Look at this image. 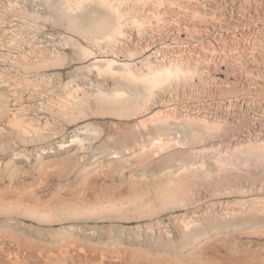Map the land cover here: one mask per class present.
I'll use <instances>...</instances> for the list:
<instances>
[{
    "label": "rangeland",
    "instance_id": "374dc122",
    "mask_svg": "<svg viewBox=\"0 0 264 264\" xmlns=\"http://www.w3.org/2000/svg\"><path fill=\"white\" fill-rule=\"evenodd\" d=\"M3 91L38 133L12 151L0 143V161L17 163L1 174L58 167L79 171L65 182L74 187L108 171L129 202L0 210V234L43 249L77 242L182 264L217 249L264 264V0H0ZM183 185L187 208L167 196Z\"/></svg>",
    "mask_w": 264,
    "mask_h": 264
},
{
    "label": "bare ground",
    "instance_id": "6f19581e",
    "mask_svg": "<svg viewBox=\"0 0 264 264\" xmlns=\"http://www.w3.org/2000/svg\"><path fill=\"white\" fill-rule=\"evenodd\" d=\"M145 82L144 83L149 86L155 83L151 79H145ZM0 97L6 101V104L3 106L2 109H0V143L6 144V146H8L9 148L10 147L9 143L12 142V139H15V141L16 142L18 141L21 145L31 142L32 137L37 135L38 129L33 127V125L24 126L22 124V122L20 121L18 117L17 110L15 109L14 106H12L13 103L11 104V95L8 91L1 92ZM12 101H13V98H12ZM142 116H144V114ZM147 121H148V118L145 117L144 119L139 121V123L140 124L142 123L145 125ZM162 144L163 146L166 145V144L164 145V143ZM163 146L161 145V147L155 148V149L152 148V150L150 151L151 156L159 155V149L163 148ZM8 148L5 150L7 151ZM19 149H23V148L20 147ZM9 150L12 151L11 148H9ZM14 155L17 156V154H14ZM1 160H4V159H1ZM14 164H17L15 160H8V162L6 163L5 161L4 162L0 161V166L4 165L7 170L9 169L8 168L9 166L10 167L14 166ZM78 166H81V165L78 164ZM50 167L51 166L47 168L43 166V168H41L40 170L31 172V173L28 170H25L24 168L16 169L15 167L14 168L16 170L15 169L14 170L11 169L12 171L9 170L11 172L3 170L5 173L4 174L0 173V210L5 211V210L23 209V210H28L30 214H32L31 212H33L35 213V215L36 214L39 215L40 212L42 211L43 213H48L49 211H50L49 213L51 212L54 213L55 210L57 211L59 209H67V208L71 209L73 207L84 209L85 207L84 205H86L89 208H92L93 210L95 206H98L95 204V202H97V204H102L103 201H109L108 203L109 205H117L120 202H123V201L125 202L126 200L127 202H125V204L129 202V198L124 197V195L126 196V194L124 193H123L124 195L121 194V189L126 190V186H125V189H123L121 188V185L125 184L128 187V183L123 182V184H120L122 182L117 181L116 180L117 178L113 176L111 173H109L108 171H96V172H92L88 174H86V171H85L84 177L82 174L83 178L81 177L82 180L80 181V183L78 182L79 183L78 185L74 187H70L69 184L67 185L65 182H67V180L72 181L71 180L72 177L74 178L73 174L79 171L77 172L74 171L73 174H70V173H67V172L65 173L62 170H60L62 168L56 167L57 169H54V168L50 169ZM76 170L78 169L76 168ZM3 171L1 169L2 173ZM77 176H80V175H77ZM76 178L78 179V177ZM71 183L72 182H70V185ZM129 188L132 190V187L129 186ZM187 188L188 187H186L185 185H183L182 188H173L170 190L171 195H167V196H169V198H172L171 202L173 203L176 202V204L179 203L178 206L180 205L183 208H187L186 207L187 203L186 204L183 203V201L186 200V198H189V196L187 195V193H189V190ZM72 201L77 202L78 206H76L75 205L76 203H73ZM166 203L168 202L163 199L160 205L166 206L168 205ZM148 204H151V203L149 202ZM160 205L158 206L159 209H160ZM123 207L121 209H124ZM128 208H130V206ZM78 210L79 209H77L76 212ZM117 210L119 209L117 208ZM122 211L124 212L125 209L121 210L120 212L123 213ZM29 212H27V214ZM138 212L142 213V210L139 209ZM152 212L153 213L155 212V214L158 213V211L157 212L152 211ZM68 214H69V211H68ZM143 214L145 213L143 212L142 215ZM69 216H72V215H69ZM37 218L39 219V217ZM41 218L39 220H41ZM47 220L48 222L51 221V219L49 221V218ZM53 222L62 223L63 221L61 222L60 219L58 221L55 218V221ZM188 224H190V222L186 224L185 228H188ZM187 230L188 229H186V231ZM11 233H9L10 235H8V233L0 234V264H180L181 263V262H177V260L176 262L174 261L173 263L172 260L166 257H163V258L153 257V256H148L141 252H130L127 250H119V251L116 250L113 253L99 254L97 250H94L90 246H85V244L81 245L77 242L63 243L60 246L56 247L55 249H53V247L51 249H47L48 247L43 249V247L41 248V245L38 246L40 244V241H39V244H37V243L31 242L27 238H26L27 240H23L17 237H13L11 236ZM213 250H216V251L212 252ZM213 250H211L212 253H210L209 250L208 251L206 250L207 252H204L202 255L190 258L188 263L189 264H233L234 262L240 261V259L242 261V258H240V255L236 256L233 254L220 253V251H218L217 249H213Z\"/></svg>",
    "mask_w": 264,
    "mask_h": 264
}]
</instances>
